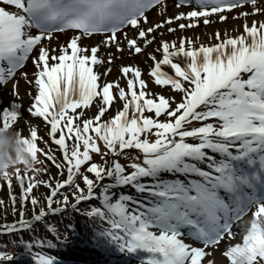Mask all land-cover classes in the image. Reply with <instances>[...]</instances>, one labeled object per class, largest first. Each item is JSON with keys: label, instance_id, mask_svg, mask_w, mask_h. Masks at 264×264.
I'll list each match as a JSON object with an SVG mask.
<instances>
[{"label": "snow or ice", "instance_id": "obj_1", "mask_svg": "<svg viewBox=\"0 0 264 264\" xmlns=\"http://www.w3.org/2000/svg\"><path fill=\"white\" fill-rule=\"evenodd\" d=\"M173 6L177 10L189 6L191 10L152 22L148 13L164 16L165 0H0V85L12 80L30 54L36 53L31 56L36 92L26 111L50 126L45 134L59 146L64 163H56L50 153H45L47 160L59 170L67 169L66 178L54 187L48 181L34 179L45 171L43 168L33 176L28 172L22 176L17 169L15 178L21 188L19 219L0 225V234L31 230L34 222L64 211L68 195H63L62 202L56 197L63 194L65 186H75V203L71 204L75 210L81 202L97 198L94 189L109 178L112 183L104 184L99 192L103 210L94 206L85 214L105 221L109 227L103 234L121 250L142 249L149 253L141 264H201L207 255L205 249L226 239L230 246L222 255L230 264L236 256L245 257L247 264H264V20L255 19L257 14L264 16V0H173ZM245 6L251 11L241 10ZM233 10L238 11L233 19L245 20L242 34L233 37L225 32L222 38L218 31L215 39L219 42L199 47L185 37L171 42L161 38L154 50L161 53V58L147 53L152 61L149 77L156 85L170 86L180 93L179 101L174 96L147 92L148 85L136 66L120 68L126 87L119 80L99 83L100 73L94 71V66H103L99 58L101 45H115L118 53L126 45L130 56L141 54L156 42L157 33L163 36L162 29L174 33L173 23L183 30L196 26L203 18L207 25L213 14H220L219 20L226 22L225 11ZM249 16L253 17L250 26ZM181 20L190 23H179ZM129 28L135 35H129ZM67 30L78 33L53 47L56 34ZM95 34L103 37L99 44L84 43L85 38ZM115 58L108 53L107 63ZM110 72L108 68L103 75ZM15 88L13 85V94ZM116 96L123 102L122 108L103 120ZM94 101L98 112L84 118L83 110ZM20 107L13 103L0 108V125L16 127L19 118L27 122L18 111ZM145 111L154 113V117L146 116ZM162 115L168 119L161 120ZM193 122L201 123L189 127ZM17 130L22 133V129ZM150 136L155 139L150 140ZM73 137L69 148L66 139ZM187 138L198 142H187ZM31 140L29 151L33 155L42 152L37 147L35 127L31 129ZM126 150H137L139 155ZM92 154H99L104 162H92ZM121 156L132 161L128 165L130 173L126 174L119 162ZM86 164L85 171L94 174L95 181L83 174L82 166ZM205 164L206 168L200 166ZM165 172L184 179H163L161 174ZM78 176H82L86 193L76 183ZM144 178L151 182L142 183ZM3 179L11 190L10 176L5 173ZM40 183L50 189L47 211L41 206L36 213L40 201L33 196L31 219H25L24 202ZM128 185L137 193H147V204L123 193L113 202L110 190ZM221 192L227 194V200ZM252 207L255 211L249 225L241 228L235 224ZM234 224L243 235L231 244L238 234ZM47 230L55 232L51 225ZM57 240L65 241L59 240L58 234ZM34 246L42 248L45 243L35 240L26 244L35 264H53L54 257L33 252ZM47 247L55 248L56 244L49 240ZM13 255L0 251V262H10Z\"/></svg>", "mask_w": 264, "mask_h": 264}, {"label": "trees", "instance_id": "obj_2", "mask_svg": "<svg viewBox=\"0 0 264 264\" xmlns=\"http://www.w3.org/2000/svg\"><path fill=\"white\" fill-rule=\"evenodd\" d=\"M47 141V142H46ZM73 139L69 140V143L73 144ZM39 147L45 153H50L55 157L56 163H64L58 149L49 144L48 140L41 136L38 140ZM102 152L104 150H101ZM43 154L41 157L43 161L42 168L45 171L40 172L34 176L35 180L40 181H48L53 187L57 181H61L67 176L66 167L63 170H59L55 167V164L51 161L47 160V156ZM132 154H139L137 151ZM105 159H110L109 157H105ZM120 162V158L118 159ZM97 164H102L104 161L101 159V156H94L93 161ZM87 167L86 165L82 166L83 174L89 175L90 179L95 181L94 174H89L85 171ZM24 172H21L23 176ZM29 176H33V172H28ZM11 180V190L8 187V181H5L2 176H0V225L6 223H12L18 221L19 212L21 210L20 203V182L16 180L15 174L10 176ZM76 183L80 185L82 189H84L86 193V186L83 184L82 176H78L75 178ZM28 180L25 179L24 187H27ZM112 183L109 178H104L100 181L99 185L94 189L97 194V198H94L89 201L81 202L77 209H72L71 204L75 203V199L73 196V192L75 190V186H65L62 190L63 194L58 195L56 199L63 201V195H68L69 203L65 206V210L61 213L55 215H48L40 222H34L31 230L16 232L12 234H0V251H5L14 254L13 258L10 262H0V264H27L31 263L33 257L29 253L26 248L27 243H33L35 240H42L45 243V246L42 248L33 247V252H42L46 255L56 254V255H64V256H75L80 258L83 254H79L78 252L85 253L88 251H92L94 249L91 248V244L94 242L92 239L96 236L97 232L100 229L108 228V224L99 219L98 217H88L85 213L90 211L92 207H101L103 210V206L99 201V192L100 188L104 184ZM117 188H113L110 190V194L116 192ZM50 194V189L43 183L37 184L34 187L32 193L29 194L28 198L25 200L23 209L25 211V219L30 220L33 212V206L30 203L31 197L35 196L40 203L36 206L35 211L38 214L39 207H45L47 211L46 205V196ZM79 193H77L78 195ZM13 198L15 200L13 201ZM56 206L55 204L53 205ZM13 207H15L16 212L13 213ZM51 225L55 232H49L47 229ZM57 234L59 236V240H65L62 243H59L57 240ZM23 240L25 243H20ZM51 240L52 243L56 244L55 248L47 247V242ZM15 241V243H13ZM66 242L70 243V247L66 244ZM78 250V251H76ZM90 258V257H88ZM31 259V260H30Z\"/></svg>", "mask_w": 264, "mask_h": 264}, {"label": "rangeland", "instance_id": "obj_3", "mask_svg": "<svg viewBox=\"0 0 264 264\" xmlns=\"http://www.w3.org/2000/svg\"><path fill=\"white\" fill-rule=\"evenodd\" d=\"M230 12L225 11L224 15L228 18L230 16ZM233 18V17H232ZM210 23L205 25L203 23V18H199L196 26H193L191 28H185L183 30L178 28V24L174 23L171 25V27L175 28L176 31L174 33H168L167 28H164L162 33L163 36L161 37L160 34L156 35L157 39L156 42L152 43L154 50L157 48L160 39L162 38L163 40H166L168 42L171 41H178L179 37H185L188 39H191L193 41V46L197 47L200 46L201 44L205 46H209L212 44H216L217 41L215 39V33L220 32L222 34L223 38V32H225L226 28L223 29V31L220 28H217L215 23L217 22L219 26L222 24L227 23L226 22H221L219 20L218 15H212L209 17ZM237 21L238 28L235 30L236 33L235 35H239L243 33V24H242V19H235L232 22ZM179 23H184L188 24L190 23L189 20H181ZM133 32V30H131ZM229 35V34H228ZM230 36V35H229ZM167 38H170L167 40ZM199 38V39H197ZM147 50V49H146ZM145 50V51H146ZM128 51L126 50L125 56L130 59L133 57V55H129L127 53ZM156 57L159 56L160 52H155ZM102 59V58H101ZM103 60V59H102ZM146 63H142L141 69H144L142 74V78L146 81L148 87L146 89L147 92H150L152 94H163L166 98L170 96H174L177 101L180 100L181 94L174 92L171 90L170 86H158L154 83L153 79L149 77V69L151 66V60L146 58ZM119 61H114L112 62L113 69L115 73L113 75H107L106 77L103 75V66L105 65V61L103 63V66H97V71L100 73V83L103 84L105 82H112V81H117L119 80L118 75V68L117 66L119 65ZM36 71L34 65L32 64L31 61H27L26 66L21 69L17 74L14 76V78L10 81H8L5 85H0L1 87L10 89H13V85H16V91L15 94L12 95V92L10 93L9 96H5V90L2 89L0 91V97L2 98L4 104L11 106L13 103L19 104L21 107L18 109V111H21L22 117H27V122L23 118H19V123L16 125L17 128L22 129V133L24 135L26 134H31V129L35 127L38 132H44L45 129L43 128V124L37 119L31 117L30 113L26 111V109L30 106L33 97L35 95L36 89L34 87V75L33 73ZM27 74V78H25L24 74ZM122 87H126V80L123 81L122 84H120ZM31 93V95H29ZM113 93L115 95V89H113ZM123 102L119 100L118 96H116V99L114 100L112 106L109 108L108 112L105 114V116L102 118L103 120L109 119L111 116L115 115L117 110H120ZM174 106V105H173ZM81 110H78V112ZM84 118H91L94 117V115L98 112V107L96 102L94 101L93 105L89 107V109H84ZM162 117V116H161ZM165 119H168L166 116H164ZM255 211V210H254ZM251 211L241 222L238 224L241 225V228L247 227L250 223L251 220ZM234 231H237L238 234L236 235L235 239L231 240V244H235L236 242L240 241L242 239L243 231L238 230L234 226ZM230 246L229 240H225L224 242L220 243L218 246H209L207 249H205L207 255L203 257L204 261H211L212 264H230V262L223 257L222 253L224 250H226V247Z\"/></svg>", "mask_w": 264, "mask_h": 264}, {"label": "clouds", "instance_id": "obj_4", "mask_svg": "<svg viewBox=\"0 0 264 264\" xmlns=\"http://www.w3.org/2000/svg\"><path fill=\"white\" fill-rule=\"evenodd\" d=\"M31 142V138L26 137L15 126L0 125V176L3 177L5 173L11 176L17 169L23 172H38L42 169L43 161L38 153L33 155L29 151ZM234 264H247V260L243 256H236Z\"/></svg>", "mask_w": 264, "mask_h": 264}, {"label": "bare ground", "instance_id": "obj_5", "mask_svg": "<svg viewBox=\"0 0 264 264\" xmlns=\"http://www.w3.org/2000/svg\"><path fill=\"white\" fill-rule=\"evenodd\" d=\"M165 6H166V12H165V15L164 16H159L157 15L155 12H149L148 13V16L150 18V20L152 22H157V21H160V20H163L165 19L166 16H174L177 14L178 11H182V12H187L188 10H184L182 9V7L180 9H176L174 6H173V0H167L165 1ZM243 11H248L250 12L251 11V8L250 6H246L244 7L243 9H241ZM238 15V11L237 10H233L232 12V15H230V17H228L226 20H227V23L225 24H222V26L216 22L215 25H217L216 27L217 28H220L222 31L224 28H226L225 32H227V34H230L231 36H233L235 33H236V29L238 28V24H237V21L235 22H232L233 19L232 17L234 16H237ZM242 19V18H241ZM253 17L252 16H249L247 18V22L250 26L251 24V21H252ZM255 19L257 20V22L261 21V20H264V16L260 15V14H257L255 16ZM242 24L244 25L245 23V20L242 19ZM174 24V23H173ZM130 30V29H129ZM163 31V29L161 30ZM223 32V33H225ZM75 32H66V33H60V34H56V38L53 40L52 42V46L53 47H56L58 44H61V43H64L67 39H69ZM160 33H157L156 35H158ZM135 35V34H134ZM103 38L102 36H93L92 38L88 39V38H85L84 40V43L85 44H99L100 43V40ZM170 39V38H167V40ZM127 49L126 45H125V50ZM153 45L149 48V50H147L146 52H143L141 54H133V57L128 59L125 55H123V52L122 53H118L116 52V48H115V45H111V46H108V47H102L100 48V53L101 54H105V58H106V62H107V54L108 53H111L114 57H116L114 60L116 61H119L121 63L122 66H136V67H141V64L144 62L145 60V57H147V53L148 52H152L153 51ZM155 54V52H153ZM36 53L34 52L33 56L35 55ZM156 55V54H155ZM108 65V63H107ZM110 68V66H106V68L104 69V71L106 69ZM110 74H114V69L111 70V72L108 74V76ZM123 75L120 76V82L123 81ZM5 92H9L8 89H6ZM6 95V94H5ZM9 96V95H8Z\"/></svg>", "mask_w": 264, "mask_h": 264}]
</instances>
